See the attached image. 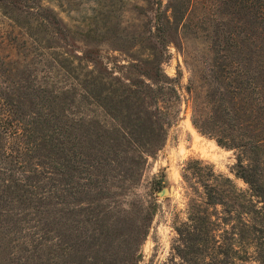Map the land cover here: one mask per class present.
Wrapping results in <instances>:
<instances>
[{
  "label": "trees",
  "instance_id": "1",
  "mask_svg": "<svg viewBox=\"0 0 264 264\" xmlns=\"http://www.w3.org/2000/svg\"><path fill=\"white\" fill-rule=\"evenodd\" d=\"M45 1L0 0V15L13 30L2 41L14 39L20 48L30 39L44 62L52 59L68 73L7 74L15 59L0 53V243L19 231L7 240L8 260L13 253L19 264L137 262L142 254L132 247L148 223L129 234L120 254L106 251L115 236L104 200L114 193L110 201L120 195L124 204L136 193L146 154L159 148L172 119L159 101L172 94L157 71L147 74L151 83L94 68L75 74L69 56L50 51L56 36L66 40L74 31ZM156 2L155 21L164 27L162 1ZM166 6V20H177L178 30L196 24L208 55L196 78L202 97L194 93L192 122L235 150V174L247 186L201 159L189 163L182 175L196 196L160 264H264V0H168ZM94 50L82 58L97 61ZM146 96L153 108L144 107ZM137 200L150 218L148 199ZM31 220L41 233L27 232Z\"/></svg>",
  "mask_w": 264,
  "mask_h": 264
},
{
  "label": "rangeland",
  "instance_id": "2",
  "mask_svg": "<svg viewBox=\"0 0 264 264\" xmlns=\"http://www.w3.org/2000/svg\"><path fill=\"white\" fill-rule=\"evenodd\" d=\"M156 1H45L74 31L66 40L56 36L53 39L54 48L50 51L63 54L59 56H69L68 60L75 67V74H85L88 69L94 68L102 74H114L123 81L143 79L151 83L152 79L147 74L157 71L161 84L164 82L166 86L164 92L172 94L169 102L159 101L160 105L170 110L172 119L169 124L164 125L163 140L159 148L146 154L134 188L136 193H128L124 204L120 201V195L115 196V201H110L114 193L111 198L104 200L107 204L105 209L108 210L107 221L113 224L111 231L112 236H115L114 242L106 251L120 254L123 241L129 234L138 235L144 220L148 223L146 235L137 237L132 247V252H141L142 256L131 264H160L169 256L171 242L176 234L175 224L185 218L190 198L196 196L182 175L189 163L196 165L194 159L211 164L216 172L230 176L237 186H247L235 174V150L218 144L213 135L201 132L192 122L194 93L199 98L202 97V89L196 78L202 75L204 59H208L203 51L200 32L196 24L185 30L179 27L178 30L180 23L177 20L173 21L171 18L167 22L166 17H170V9L166 6L168 0H161L164 27L158 26L154 15L155 6L159 5ZM198 11L199 8L192 14L194 23L197 22ZM7 23L0 15V53L9 52L15 59L7 74L14 75L16 71L39 77L44 74H68L52 59L49 63L44 62L40 50L30 39L20 48L13 47L14 39L2 41L5 36L12 38L13 35V30H10L11 26ZM98 33L100 34L97 36ZM84 34H88V37ZM93 35L96 39H93ZM92 48L95 49L92 54L97 61L86 59L89 57L82 58L83 51ZM1 76L0 72V78ZM153 106V101L146 96L144 107ZM163 187L167 190L160 193ZM138 197L148 199L144 207L149 212L153 211L149 214L150 218L148 215L143 216L144 211L141 210L142 205L139 206ZM33 224L32 220L27 223L26 226L30 229L27 232L41 233L38 226ZM16 235H19L18 230L11 231L7 238L2 239L0 264H19L15 254L9 255L11 260L7 257V240Z\"/></svg>",
  "mask_w": 264,
  "mask_h": 264
},
{
  "label": "water",
  "instance_id": "3",
  "mask_svg": "<svg viewBox=\"0 0 264 264\" xmlns=\"http://www.w3.org/2000/svg\"><path fill=\"white\" fill-rule=\"evenodd\" d=\"M166 190H167V188H166V187H163V188L161 189L160 193H163V192H165Z\"/></svg>",
  "mask_w": 264,
  "mask_h": 264
}]
</instances>
